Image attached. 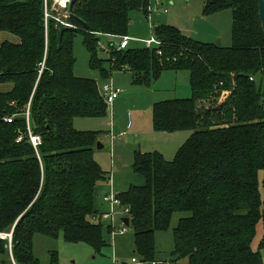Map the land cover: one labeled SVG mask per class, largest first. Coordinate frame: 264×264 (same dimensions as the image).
<instances>
[{
	"label": "trees",
	"instance_id": "obj_1",
	"mask_svg": "<svg viewBox=\"0 0 264 264\" xmlns=\"http://www.w3.org/2000/svg\"><path fill=\"white\" fill-rule=\"evenodd\" d=\"M151 3L76 0L65 10L89 27L66 17L74 27L64 33L60 48L54 0H0V32L18 38L0 44V84H10L0 90V230L15 225L17 264H42L33 250L36 233H62L95 249L106 244L95 207L97 186L108 181L94 156L103 131L76 129L74 119L106 117L108 103L96 79L74 73L76 33L83 34L89 66L102 80L125 70L149 86L164 70L190 73L192 96L158 101L152 112L156 131L191 135L173 159L138 150L133 169L145 184L117 194L141 264H264V243L255 247L264 218L259 0H205L206 14L232 10L230 46L205 43L162 24L154 27L159 43L118 49L108 39L109 55L102 57L101 37L129 35L131 10L148 13ZM31 136H40V142L34 145ZM178 212L190 214L174 228L172 258L157 261L156 232L168 229ZM108 229L113 230L111 224ZM0 264H12L5 240H0ZM50 264H59L55 255Z\"/></svg>",
	"mask_w": 264,
	"mask_h": 264
},
{
	"label": "rangeland",
	"instance_id": "obj_2",
	"mask_svg": "<svg viewBox=\"0 0 264 264\" xmlns=\"http://www.w3.org/2000/svg\"><path fill=\"white\" fill-rule=\"evenodd\" d=\"M162 5L154 12L131 10L128 34L133 39L129 46L142 45L143 40L154 35V27L170 24L180 28L191 38L212 43L221 41L224 46L232 44V10L224 9L213 14L205 13V0H160ZM68 0H54L53 9L59 15V22H67L66 17ZM169 12L165 13L164 10ZM83 34L76 33L73 39V48L76 57L74 73L78 77L96 79L101 85L110 81L115 87L123 91L112 104H108V114L103 118L77 117L74 126L79 130H100L102 148L96 146L95 159L105 171L119 173L124 177L125 170L133 169V159L137 151L129 145L139 144L141 151H160L166 159H173L177 149L191 135L190 131L158 132L153 124L154 103L174 98H190L192 96L190 73L187 70H164L151 85L136 83L130 71L115 70L110 77L102 80L99 72L89 66V55L83 43ZM10 32H0V44L4 40H17ZM108 39L119 41L120 38L102 36L99 46L103 48L101 56L108 57ZM264 83V76L260 77ZM10 84H0V90L8 89ZM130 121V123H129ZM129 123V126L127 124ZM105 131L110 134L105 135ZM112 133V134H111ZM105 135V136H104ZM260 181L263 183L264 170L260 171ZM107 184V183H106ZM105 184V185H106ZM264 191V185H263ZM264 195V194H263ZM96 205L99 203L95 200ZM122 206L114 207L113 218H104V239L106 244L95 249L84 241H68L63 234L59 236L36 233L33 240L34 255L42 264H50L55 257L59 264H141V257L135 252V232L131 226L124 228ZM106 209L107 205H101ZM188 212H178L173 215L168 229L156 232V258L165 261L172 258L175 249L174 228L180 218L189 215ZM113 224V230L108 229ZM114 233V234H113ZM264 243V218L258 227V238L255 247ZM264 255V246L261 248ZM135 258L136 261L132 259ZM161 259V260H159ZM169 264H172L171 261ZM181 263V262H180ZM12 264H17L12 259ZM154 264V263H152Z\"/></svg>",
	"mask_w": 264,
	"mask_h": 264
},
{
	"label": "built area",
	"instance_id": "obj_3",
	"mask_svg": "<svg viewBox=\"0 0 264 264\" xmlns=\"http://www.w3.org/2000/svg\"><path fill=\"white\" fill-rule=\"evenodd\" d=\"M161 5H162V2L160 0H152L151 5L149 6V9H150L149 12H154V11L158 10ZM164 12L168 13L169 10L165 9ZM48 16H49V13H48V11H46V17H48ZM132 39L133 38L130 37L129 35L121 36L119 42L117 43L118 49L124 48L127 45V43ZM143 42L147 46H151L154 43H159V41L154 36L149 38V39L143 40ZM44 68H45V59L40 63L39 75L42 74ZM251 79H253V77H251ZM100 91H101V94L104 97L105 101L108 104H112L115 101V99H117L120 96V94L122 93L123 90L121 88L115 87L112 84V82L107 81V82L103 83V85H101ZM7 120L9 122L12 121L11 118H7ZM31 139H32V142L34 145H37L38 142H40V140H41L40 136H31ZM105 199L107 201H109V203L111 204V212H109L108 215L111 218H113L114 207L117 204L121 205V200H120V198H118L117 194L114 191H111L107 196H105ZM124 225L125 226L122 229V232L126 231L127 226L125 223H124ZM14 229H15V225L11 228L10 231L0 230V240H5L7 242V247L9 248L11 257H12L13 261L15 262L14 257H13V253H12ZM133 261H136V259L134 258Z\"/></svg>",
	"mask_w": 264,
	"mask_h": 264
},
{
	"label": "crops",
	"instance_id": "obj_4",
	"mask_svg": "<svg viewBox=\"0 0 264 264\" xmlns=\"http://www.w3.org/2000/svg\"><path fill=\"white\" fill-rule=\"evenodd\" d=\"M118 42L119 41H116V44ZM75 119H74V122H75ZM129 123H130V121H129ZM129 123L127 124V126H129ZM105 132H107V133H105L106 136H108L110 134L108 131H105ZM190 134H191V131H190ZM140 149H141V147L139 145V149L138 150H140ZM138 150H134V151H138ZM147 151H149V150H147ZM147 151H144V152H147ZM134 158H135V155H134ZM133 162H134V159H133ZM105 172L108 175L107 176L108 177V181L105 182V183L99 184L97 186L96 196H95V200L98 199V202H99L97 205L95 203V207H96V210L99 212V214H102V219L109 218L110 216L108 214H109V212H111V204L109 203V201H107L105 199V196H107L111 191H114L116 194H118L121 191H126L131 185H143V184H145V181H146L145 177L143 175H141V174H139V173H137L135 171L132 172L131 168L130 169H126L124 171L125 172V175H123L124 177H120L119 173H113V168L111 169V171H108V172L105 171ZM104 202L107 205L106 209H102L101 208V205L104 204ZM121 208H122L123 218H124L125 217V212L123 210V207H121ZM123 218H122V220H123ZM111 225H112V229H113V224L111 223ZM159 260H161V259H159ZM116 264H118V263H116Z\"/></svg>",
	"mask_w": 264,
	"mask_h": 264
},
{
	"label": "water",
	"instance_id": "obj_5",
	"mask_svg": "<svg viewBox=\"0 0 264 264\" xmlns=\"http://www.w3.org/2000/svg\"><path fill=\"white\" fill-rule=\"evenodd\" d=\"M74 1L76 0H68L67 3V8L70 9L71 6L73 5ZM259 15H260V19L262 22V27H263V31H264V0H259ZM67 17L71 18L72 20H74L75 22L79 23L85 30L88 29V24L80 17H78L77 15L73 14V13H68ZM59 27V31H58V44L59 47L61 48L62 45V40H63V35L66 31L70 30L72 27H74L73 24L68 23V22H59L58 24ZM218 45H221V41H217L216 42ZM133 150H138L139 149V145H129ZM98 148H102L103 144L101 143V141L98 142L97 144ZM123 221L126 225H129V218L128 217H124Z\"/></svg>",
	"mask_w": 264,
	"mask_h": 264
},
{
	"label": "bare ground",
	"instance_id": "obj_6",
	"mask_svg": "<svg viewBox=\"0 0 264 264\" xmlns=\"http://www.w3.org/2000/svg\"><path fill=\"white\" fill-rule=\"evenodd\" d=\"M64 1V0H63Z\"/></svg>",
	"mask_w": 264,
	"mask_h": 264
}]
</instances>
